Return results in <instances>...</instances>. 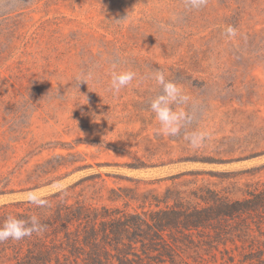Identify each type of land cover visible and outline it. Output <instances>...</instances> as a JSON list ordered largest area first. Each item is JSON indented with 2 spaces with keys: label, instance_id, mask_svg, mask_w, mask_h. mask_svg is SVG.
I'll return each instance as SVG.
<instances>
[{
  "label": "rangeland",
  "instance_id": "obj_1",
  "mask_svg": "<svg viewBox=\"0 0 264 264\" xmlns=\"http://www.w3.org/2000/svg\"><path fill=\"white\" fill-rule=\"evenodd\" d=\"M191 51L208 61L179 65ZM113 65L136 74L118 95ZM154 70L189 97L200 147L157 134ZM263 188L264 0H0V225L42 209L28 193L127 215ZM201 235L200 264H240L242 250Z\"/></svg>",
  "mask_w": 264,
  "mask_h": 264
},
{
  "label": "trees",
  "instance_id": "obj_2",
  "mask_svg": "<svg viewBox=\"0 0 264 264\" xmlns=\"http://www.w3.org/2000/svg\"><path fill=\"white\" fill-rule=\"evenodd\" d=\"M190 54L187 62L178 54L177 63L208 61L202 52ZM59 197L47 198L48 207L16 216L35 215L47 230L0 243V264H200L203 247L195 236L206 230L219 245L242 250L240 264H264V188L246 190L241 199L208 192L187 207L127 215L55 200ZM225 251L234 262L232 250Z\"/></svg>",
  "mask_w": 264,
  "mask_h": 264
},
{
  "label": "clouds",
  "instance_id": "obj_3",
  "mask_svg": "<svg viewBox=\"0 0 264 264\" xmlns=\"http://www.w3.org/2000/svg\"><path fill=\"white\" fill-rule=\"evenodd\" d=\"M209 0H183L186 8L189 10L199 11L206 7ZM16 4H24V0H16ZM122 21V20H121ZM118 23L120 21H117ZM224 35L229 39H234L237 35V29L233 26H227ZM136 78V74L132 71H118L116 65H113L110 79V90L114 95H118L120 91L128 87ZM93 79V74H81L76 78L75 87L79 89L81 84H87ZM152 79L161 89L160 94L155 96L150 102V110L155 114L156 120L160 124L158 129L159 135L167 137H179L183 133V139L189 143L192 148H198L206 139L207 133L204 132H188L187 125L191 121V117L183 109L182 105L186 104L189 97L182 93L181 88L174 82L167 80L166 75L161 70H154ZM27 201L38 208L48 207L47 200L43 197H36L32 193H28ZM47 230V225L42 224L37 216L33 215L27 219H18L13 216L5 218L0 225V243L8 241L19 242L25 238H31L42 235Z\"/></svg>",
  "mask_w": 264,
  "mask_h": 264
}]
</instances>
